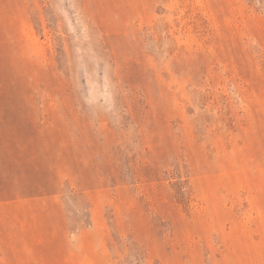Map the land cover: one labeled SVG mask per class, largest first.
<instances>
[{"label":"rangeland","instance_id":"rangeland-1","mask_svg":"<svg viewBox=\"0 0 264 264\" xmlns=\"http://www.w3.org/2000/svg\"><path fill=\"white\" fill-rule=\"evenodd\" d=\"M0 264H264V0H0Z\"/></svg>","mask_w":264,"mask_h":264}]
</instances>
